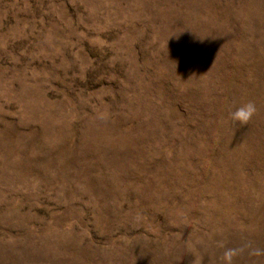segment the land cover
Returning <instances> with one entry per match:
<instances>
[{
    "label": "rangeland",
    "instance_id": "obj_1",
    "mask_svg": "<svg viewBox=\"0 0 264 264\" xmlns=\"http://www.w3.org/2000/svg\"><path fill=\"white\" fill-rule=\"evenodd\" d=\"M0 264H264V0H0Z\"/></svg>",
    "mask_w": 264,
    "mask_h": 264
},
{
    "label": "clouds",
    "instance_id": "obj_2",
    "mask_svg": "<svg viewBox=\"0 0 264 264\" xmlns=\"http://www.w3.org/2000/svg\"><path fill=\"white\" fill-rule=\"evenodd\" d=\"M254 107L252 104H246L241 106L240 108H237L232 113V119L235 121H239L240 123H245L253 114Z\"/></svg>",
    "mask_w": 264,
    "mask_h": 264
}]
</instances>
